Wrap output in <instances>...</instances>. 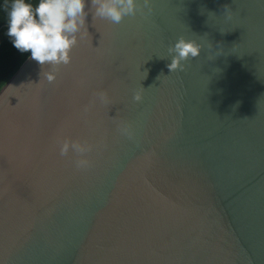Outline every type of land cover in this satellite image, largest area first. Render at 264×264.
Masks as SVG:
<instances>
[{
  "label": "water",
  "instance_id": "obj_1",
  "mask_svg": "<svg viewBox=\"0 0 264 264\" xmlns=\"http://www.w3.org/2000/svg\"><path fill=\"white\" fill-rule=\"evenodd\" d=\"M85 11L54 83L30 55L0 90V264H264V0Z\"/></svg>",
  "mask_w": 264,
  "mask_h": 264
},
{
  "label": "clouds",
  "instance_id": "obj_2",
  "mask_svg": "<svg viewBox=\"0 0 264 264\" xmlns=\"http://www.w3.org/2000/svg\"><path fill=\"white\" fill-rule=\"evenodd\" d=\"M7 12V36L13 47L21 53L30 52V58L41 66L49 65L51 72L43 73L49 83L56 79L55 70L59 66H67L70 53L78 44V40L88 35L85 11L86 0H4ZM93 20L96 18L119 24L126 16H135L137 11L146 8L152 11V0H142L138 6L137 0H91ZM228 9L227 6H225ZM172 56L167 65L169 71H184L183 62L199 58L201 46L195 41H187L180 37L173 47L169 48ZM159 79V77H158ZM101 103H107L106 92L95 94ZM141 93L137 92L133 100L142 102ZM87 110V108L85 109ZM121 134L130 135L128 127L119 129ZM59 154L68 156L75 153L77 168L88 167L90 161L86 158L92 151V145L86 141L61 138L57 140Z\"/></svg>",
  "mask_w": 264,
  "mask_h": 264
},
{
  "label": "trees",
  "instance_id": "obj_3",
  "mask_svg": "<svg viewBox=\"0 0 264 264\" xmlns=\"http://www.w3.org/2000/svg\"><path fill=\"white\" fill-rule=\"evenodd\" d=\"M32 2L35 3V0ZM6 21L5 3L0 0V90L31 55L30 52L21 53L13 47L11 39L7 36Z\"/></svg>",
  "mask_w": 264,
  "mask_h": 264
}]
</instances>
